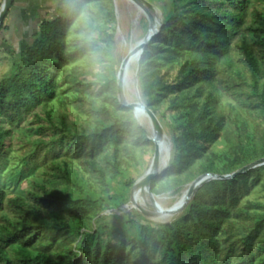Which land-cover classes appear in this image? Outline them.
Returning a JSON list of instances; mask_svg holds the SVG:
<instances>
[{
  "label": "trees",
  "instance_id": "trees-1",
  "mask_svg": "<svg viewBox=\"0 0 264 264\" xmlns=\"http://www.w3.org/2000/svg\"><path fill=\"white\" fill-rule=\"evenodd\" d=\"M207 1L173 0L160 34L140 60L146 106L157 116L154 107L167 100L177 118L169 127L171 158L152 180L153 194L164 176L176 177L164 188L168 192L202 175L232 174L264 158V0H209L210 6ZM55 4L60 16L41 23L38 36L16 58L13 73L0 83V161L6 134L1 123L19 125L37 106L54 101L63 67L88 52L86 43L66 52L64 35L74 15L66 0ZM87 4L96 6L101 25L114 21L113 0ZM112 39L106 35L107 47ZM104 78L105 83L75 85L81 95L72 101L78 112L73 121L67 114L56 121L47 112L49 125L38 131L52 137L40 140L25 163L53 159L45 177L68 187L36 183L28 202L7 199L0 185V212L8 205L13 214L0 224V264H264V210L243 202L264 166L206 183L169 223H149L141 214L122 226L95 222L109 203L85 193L81 177L63 170L56 159H73L105 181L152 144L132 110L112 96L116 80ZM197 85L230 96L245 119L212 95L204 104L195 101L190 92ZM218 141L225 145L222 153L213 151ZM134 183H125L128 193ZM79 192L83 196H76Z\"/></svg>",
  "mask_w": 264,
  "mask_h": 264
},
{
  "label": "rangeland",
  "instance_id": "rangeland-1",
  "mask_svg": "<svg viewBox=\"0 0 264 264\" xmlns=\"http://www.w3.org/2000/svg\"><path fill=\"white\" fill-rule=\"evenodd\" d=\"M146 1L154 7L155 17L157 18L161 32L164 15L170 10L173 0ZM3 2L4 0H0V9ZM113 2L115 19L105 24V26L101 25L99 21L96 6L94 4L88 5L89 15L94 22L97 33L99 50L93 53L87 47L88 52L63 67L59 81L61 86L57 91L56 99L46 104L45 107L37 106L33 113L26 116L19 125L10 126L6 123H1L6 134L4 137V154L2 161H0V185L6 191L7 199L11 200L16 197H21L28 202H32L29 194L34 190L36 183H43L50 188L57 189L68 187L66 183L57 182L45 177V174L50 172L51 163L54 161L53 159H49L46 162L30 163V165H26L25 163L29 155L36 151L40 140L48 141L52 137V132L42 134L38 131L39 127L49 125L46 117L47 112L51 111L56 121H58L59 116L62 114H67L72 121L74 120V115L78 112L72 101L75 97L81 95V92L75 88V85L79 81H102L105 83L106 79L104 78L103 80V77L106 76L108 78L110 77L111 80L115 79L116 89L112 93V96L117 97L120 102L118 75L121 70V65L135 44L146 36L150 28V22L148 16L133 1L113 0ZM207 2L210 6L209 0ZM59 16L60 14L57 12L55 3L49 4L46 0H16L0 27V83L13 73L16 58L38 36L41 23L45 20H54ZM97 27H101L103 34ZM82 31V23L74 16L73 23L66 29L64 35L66 52L74 51L85 43L81 34ZM108 34H112L113 39L107 47L106 35ZM139 64L140 61L130 63L129 68L125 72L123 90L128 103L145 104L139 79ZM173 73L172 75H174ZM92 89L96 91L99 89V85H93ZM190 94L200 104L208 102L209 96L212 95L217 99L218 105L223 107L235 106L239 111L240 119H245V112L238 106L235 100L226 94L215 92L213 89L204 85L194 86ZM154 109H156L157 117L163 127L165 144L170 150L171 158L172 143L169 136V127L175 125L177 118L170 112L167 100L157 104ZM132 112L139 124L146 130L153 145H147L146 151H136L135 156L129 160L128 164L123 166L124 168L121 174H109L105 181H101L97 177L82 170L73 159L68 157H59L56 159V163L63 170H68L73 177L75 175L81 177L82 189L85 193H89L96 199L109 203L110 208L101 212L96 218L95 222L97 224L117 223L119 226H122L126 221L139 220L140 214L149 223L165 224L172 222L183 211L168 216L165 214L162 215V213L159 214L156 212L154 205L164 210L171 208L179 201L185 190L194 182L165 192L163 191L164 188L174 184L173 181H176V177L164 176L158 186L156 194H153L154 204L151 202L147 192L143 193L142 189L137 195L138 201L135 200L134 185L149 170L155 154V145L152 141V128L146 120H142L140 116H137L134 110ZM36 115L40 117V120L35 118ZM81 118L86 119L82 115ZM213 151L216 153L225 151L224 143L218 141L213 146ZM167 166L161 167L160 175L165 172ZM132 180L135 183L128 193L125 188V183ZM76 196L83 195L79 192L76 193ZM246 201L255 204L256 208L260 207V211L264 210V170L261 172L259 183L252 187L243 202ZM138 206L149 215H144L138 209ZM12 216L11 209L6 205L4 210L0 212V224L3 222V218Z\"/></svg>",
  "mask_w": 264,
  "mask_h": 264
},
{
  "label": "water",
  "instance_id": "water-1",
  "mask_svg": "<svg viewBox=\"0 0 264 264\" xmlns=\"http://www.w3.org/2000/svg\"><path fill=\"white\" fill-rule=\"evenodd\" d=\"M133 1L149 18L150 22V28L146 36L136 45L134 50H131L127 57L124 59L122 65H121V70L118 75V93H119V99L124 108L131 109V110H136V109H141L143 110L147 117L150 119L151 122V128L153 130V138L152 141L155 145V154L153 161L151 163V166L149 170L144 174L143 177H141L134 185V191L137 188H141L142 192H147L148 196L151 199V202L154 204V195L151 192V182L153 179L157 178L160 176V170L162 166H167L166 164H163L162 156H161V147L165 146L168 151L169 148H167L165 144V134L163 131V127L156 116V114L149 109L144 103H128V101L125 98L124 95V79H125V72L128 66V63L130 61V58L133 56V54H137L139 56V59H141L142 54L144 52V49L158 36L160 33V26L157 22V18L155 17V12H154V7L151 3H149L146 0H131ZM16 0H4L3 5L0 9V27L2 26L4 20L6 19L7 15L10 12V9L13 7L14 3ZM169 157H170V152H169ZM170 160V158H169ZM264 166V158L260 159L250 165H247L240 170L228 174V175H217V174H212L208 173L205 175L200 176L197 178L188 188L185 199L183 201V204L179 209H177L174 213H180L184 211L190 201L193 199L195 193L206 183L214 180H230L233 179L234 177L238 175H242L248 171H251L253 169L259 168ZM154 208L157 213H162L165 214L169 212L170 210L166 209H161L154 205ZM138 209L144 214V215H149L145 211H143L139 206Z\"/></svg>",
  "mask_w": 264,
  "mask_h": 264
},
{
  "label": "clouds",
  "instance_id": "clouds-1",
  "mask_svg": "<svg viewBox=\"0 0 264 264\" xmlns=\"http://www.w3.org/2000/svg\"><path fill=\"white\" fill-rule=\"evenodd\" d=\"M69 14L74 15L83 25L82 36L93 53L98 52L97 33L89 15L87 0H66Z\"/></svg>",
  "mask_w": 264,
  "mask_h": 264
},
{
  "label": "bare ground",
  "instance_id": "bare-ground-1",
  "mask_svg": "<svg viewBox=\"0 0 264 264\" xmlns=\"http://www.w3.org/2000/svg\"><path fill=\"white\" fill-rule=\"evenodd\" d=\"M141 10V9H140ZM143 12V11H142ZM140 42V41H139ZM138 42V43H139ZM136 43L135 46L131 49V50H134V48L136 47V45L138 44ZM138 59V60H137ZM141 59H139V56L137 54H133V56L130 58V61L128 63V66H127V69L129 68L130 66V63H133V62H136V61H140ZM126 69V70H127ZM135 113L137 116H140L142 118V120H146L147 123L149 124V126L151 127V122H150V119L147 117L146 113L141 110V109H136L135 110ZM165 141V140H164ZM161 147V156H162V160H163V164H168L169 163V151L166 149L165 146H162L160 145ZM141 190V188H137L135 191H134V198L135 200L138 201L137 199V195L139 193V191ZM188 190V189H187ZM187 190H185V192L182 194L181 198L179 199V201L174 205L172 206L171 208H168V210H170L169 212L165 213V215H172V214H175L174 212L179 209L181 207V205L183 204V201L185 199V196H186V193H187ZM166 210V209H165ZM160 214V213H159ZM163 215V214H162Z\"/></svg>",
  "mask_w": 264,
  "mask_h": 264
},
{
  "label": "crops",
  "instance_id": "crops-1",
  "mask_svg": "<svg viewBox=\"0 0 264 264\" xmlns=\"http://www.w3.org/2000/svg\"><path fill=\"white\" fill-rule=\"evenodd\" d=\"M49 4L56 3L58 0H46Z\"/></svg>",
  "mask_w": 264,
  "mask_h": 264
}]
</instances>
